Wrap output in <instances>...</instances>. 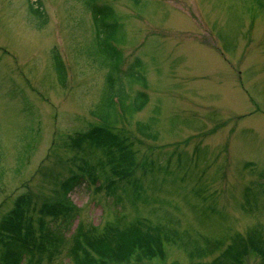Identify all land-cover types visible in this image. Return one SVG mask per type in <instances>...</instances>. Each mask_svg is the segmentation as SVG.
Listing matches in <instances>:
<instances>
[{"label":"rangeland","instance_id":"374dc122","mask_svg":"<svg viewBox=\"0 0 264 264\" xmlns=\"http://www.w3.org/2000/svg\"><path fill=\"white\" fill-rule=\"evenodd\" d=\"M29 1L0 0V222L24 195L36 218L85 166L97 181L71 191L65 237L78 225L99 234L140 219L169 237L162 258L137 264H200L242 244L244 264H264L255 250L264 244V0H97L120 21L122 70L140 58L147 79H123L129 96L149 101L130 115L124 99L113 129L134 154L138 195L81 138L108 94L85 0H39L45 22ZM151 117L145 133L137 122ZM67 248L46 264H70Z\"/></svg>","mask_w":264,"mask_h":264},{"label":"trees","instance_id":"16d2710c","mask_svg":"<svg viewBox=\"0 0 264 264\" xmlns=\"http://www.w3.org/2000/svg\"><path fill=\"white\" fill-rule=\"evenodd\" d=\"M37 3H40L39 0L31 2L30 10L45 22V12L40 5H35ZM85 4L92 14L96 28V39L103 56L102 64L108 68L105 85V92L108 91V94L102 104V111L94 113L101 120L100 123L91 126L81 138L105 150L111 157V163L106 164L112 168L114 175L121 181L133 185V190L138 195L139 180L132 175L136 167L134 154L130 152L126 142L120 140L113 131L118 123L113 95L130 99V104H125L124 107L128 109L130 115L145 107L149 101L148 94L136 91L134 95L129 96L123 81L127 78L130 83L147 87V79L144 73L139 71L143 64L140 58H136L125 71L122 70L123 54L114 44L116 41L119 42L117 33L121 28L116 13L108 5L98 4L97 0H85ZM55 63L59 78H64L66 75L64 64L58 53L55 54ZM156 120V117H151L148 122L137 124L143 132L149 133L151 125ZM90 180L92 183L97 181L94 171L85 166L79 167L62 182L59 195L40 206L38 218L28 212L29 198L21 196L11 212L0 222V264H46L45 257L52 261L58 248L65 242L68 243L65 257L70 264H137L132 262L135 256L139 261L142 260L141 257L146 260L162 258L163 243L168 239V234H162L159 227L148 225L140 219L129 225H123L122 221L116 220L115 223L105 226L104 231L99 234H96L98 228L94 226L84 229L83 225H78L76 228L78 230L65 237L64 232L69 231L68 226L74 213L70 193ZM115 187L116 182L111 180L108 188ZM253 240H256L254 235ZM260 244H262L260 250L258 247L255 250L264 255V244ZM247 253L245 244L234 245L216 259L199 263L244 264V256ZM173 264L179 263L175 261Z\"/></svg>","mask_w":264,"mask_h":264}]
</instances>
